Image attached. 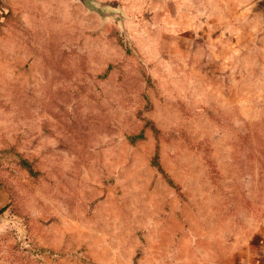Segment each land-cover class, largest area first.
<instances>
[{"label":"rangeland","instance_id":"rangeland-1","mask_svg":"<svg viewBox=\"0 0 264 264\" xmlns=\"http://www.w3.org/2000/svg\"><path fill=\"white\" fill-rule=\"evenodd\" d=\"M8 2L0 264H191L262 220L263 21Z\"/></svg>","mask_w":264,"mask_h":264},{"label":"crops","instance_id":"crops-1","mask_svg":"<svg viewBox=\"0 0 264 264\" xmlns=\"http://www.w3.org/2000/svg\"><path fill=\"white\" fill-rule=\"evenodd\" d=\"M92 2L101 10L110 13L158 11L167 17L172 9L175 14L169 15L176 18L186 9L184 4L189 3L195 4L189 7L191 10L197 13L205 12L210 23L216 18V12L221 11L220 17L227 20L226 27H229V18L236 19L242 26L245 25L243 23L245 20L249 21L250 26L255 25L257 21L259 25L253 27V33L259 34L262 21L264 24V0H92ZM8 9V0H0V16ZM227 11H231L232 14H222ZM226 27L225 29H228ZM256 223L247 232L238 234L235 238H229L227 235L220 239L213 236L206 238L211 242L209 250L206 248L203 255L202 251H199L194 263L191 264H264V217ZM172 263L180 264V258H173ZM141 264L145 262L142 260Z\"/></svg>","mask_w":264,"mask_h":264},{"label":"water","instance_id":"water-1","mask_svg":"<svg viewBox=\"0 0 264 264\" xmlns=\"http://www.w3.org/2000/svg\"><path fill=\"white\" fill-rule=\"evenodd\" d=\"M92 2V0H90ZM93 3V2H92ZM94 4V3H93ZM95 5V4H94Z\"/></svg>","mask_w":264,"mask_h":264}]
</instances>
